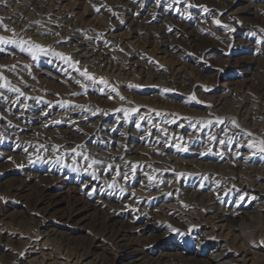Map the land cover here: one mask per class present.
Wrapping results in <instances>:
<instances>
[{
    "label": "rangeland",
    "instance_id": "374dc122",
    "mask_svg": "<svg viewBox=\"0 0 264 264\" xmlns=\"http://www.w3.org/2000/svg\"><path fill=\"white\" fill-rule=\"evenodd\" d=\"M19 1L17 2V10H13V3L10 0H7L6 4L0 3V18H2L3 24L9 22V19L7 20L2 12L11 13V17H15L16 23L20 21L21 24V27L16 30L12 28L15 24L11 21L13 26L8 24L7 31L0 27V35L11 38H31L34 42L37 39V43L71 55L75 59V54L80 53L72 51L70 47L82 40L88 42L89 48L92 47L95 40L89 33L92 28L99 25L107 30L109 29L108 34L115 35V37L107 38L112 43L117 39L116 35L122 34L120 35L121 44H125V47L145 64H153L151 68L154 70H158L160 67H174L178 69L177 73L184 77L183 79L176 78L174 80L176 85L173 87L172 83L168 81L169 86L164 85L163 78L158 76L153 79L152 83L153 85L157 84L156 88L151 92H143L144 89L149 88V86H141L145 81L142 77L147 73V70L144 67H135V73L140 72L142 75L140 84H136L130 81L128 69L119 68L118 85H112L110 78L106 80L109 81L111 86L116 87L119 94L125 98L121 101L110 89L101 92L100 87L102 86L89 87L85 91L75 83L76 80L81 79L78 73L69 70L70 78L62 71L66 65L55 57H41L34 62L27 53L21 52L16 46L8 45L0 46V75L10 82L8 88L0 89V93H3L7 99L13 95L17 97V94L10 91L9 88L20 87L24 93L23 97L40 99L43 101L40 104H45L47 107L57 108L60 101L67 100L73 105L89 106L93 110L99 109L101 112L107 113L109 118L105 127L106 131L111 132L112 136L116 138V134L119 132L115 131L114 128H117L118 125L121 127L127 126L125 139L127 141L132 140L131 142L136 145V140L146 138L143 129L133 128L136 127L135 123L137 120L139 121L140 116L151 114L149 122L148 120L139 122L141 125L147 122L152 128L158 122L156 116L169 121L171 116L174 117V114L182 113L181 115L188 118L185 128H189V131L193 132L194 127L192 124L200 123L202 120L196 117L197 114L190 111L195 109L196 104L202 106L204 96L211 93L237 91L253 97L264 92V0H181L180 3H173V0H161L160 4H157L156 0H120L128 8L131 7L133 12L145 14V16L152 19L151 24L147 25L141 17H138L135 19V27L132 26L134 22H127V19L116 21L111 19L109 9L114 6L117 0H108L110 8L106 9L107 11H97V6L94 3L85 0ZM41 2L51 3L52 6H60L63 12L70 16V25L61 28L52 27L53 29L48 31V27L45 25L48 20L46 18L54 19V17H46L45 14L38 13L37 5ZM187 4H192L194 7L188 8ZM169 5H172V7H169ZM205 7L208 12L204 11ZM150 8L159 11L158 13L161 16L155 17L152 15ZM17 17L20 19L18 20ZM215 20H219L220 24L214 23ZM173 23L174 25L176 23V25L187 27V32L192 36L190 42H187L180 31L173 27ZM171 24L172 26H170ZM22 26L23 31L20 32ZM132 27L140 30L139 33L130 31ZM158 29L166 31L179 44L173 42L170 47L159 50L156 41L160 37L157 38L155 35ZM41 33L52 34L41 35ZM55 33H59V35H55ZM152 36L156 37V41L150 45L148 42L154 40ZM57 38L66 39L64 41L67 42L57 43L55 42ZM115 51V49H112L111 53ZM85 60L84 58L78 60L81 68L88 67L90 69ZM94 76L97 79L102 78ZM2 82L0 81V83ZM129 85L138 87H128ZM165 89L170 91L165 92ZM73 93L78 95H73ZM192 96H195L196 100H192ZM19 98L21 100L18 103L22 104V97ZM3 102L4 99H0L1 132L5 130V125L11 128V125H9L10 120L5 116L9 112L7 113L4 109ZM58 108V110H61L60 106ZM118 108H137L138 113L133 114L128 122H124L122 114L115 111ZM10 109L13 110L12 114L10 113L13 115L12 119L18 118L24 127L28 125V129L33 128L32 123L34 122L32 121H34V117L30 115V107H22L21 110L15 112L14 108L10 107ZM39 109L40 107L32 108L35 112H39ZM55 112L53 110L52 120L50 121L54 129L62 130L66 128L71 132L69 140L64 144L63 152H70L71 148L84 145L83 139L86 133L85 124L89 118L88 115L87 118L86 116L80 117L81 122L76 121L78 120L76 119L73 124H69L67 120L60 121L64 117H55ZM157 112L160 115H157ZM118 117L121 118L120 123L116 121ZM54 121H60V123H54ZM156 127L160 129L161 124H156ZM213 128H216V126H213ZM123 136L124 134H120V137L123 138ZM162 137L167 138L168 134H164ZM13 138V135L3 134V142L0 143V206H2L4 217H6L0 222V231H2L0 235L9 236L6 240L0 239V264H15L14 257L19 253L21 254L23 240L37 238L40 244L44 242L48 233L51 234L50 231L53 229L60 232L62 238L69 239L73 245L89 244L95 238L93 245L88 247L86 256L81 260L83 264H91L93 259L111 257L115 258V264H147L146 261L150 260L151 262L155 261V264L161 262L167 264L170 261L173 264H216L207 252H204V249L202 253L200 252L201 248L195 241L182 237L178 231V226L160 219L151 209L142 212L140 210L141 206H138L137 209L132 211L128 204L123 203L125 198L121 192L117 191V184L110 182L107 183L108 186L107 184L102 187L98 185L94 189L91 186H83L81 177L83 172L80 173L79 171L86 167L87 162L85 160H82V168L78 159L76 164H70V167L78 168V171H68L64 167L62 168L63 165L61 164L63 162L69 164V161L52 162L57 154L53 158L49 156L50 159L43 157V159L37 160V157L33 156L21 158L18 150L23 143L15 141ZM27 140L25 139V141ZM103 140L101 141L99 138L96 140L94 144L97 146L96 148L105 146L108 138L104 137ZM89 143L93 145L94 142ZM90 144L87 146L89 147ZM52 147L55 148L56 146ZM13 148H15V151H12ZM172 148V144H169L166 149L174 153H178L180 150L173 151ZM84 149L83 151H85ZM167 152L165 151V154ZM207 152L204 151V154ZM67 157H69V160L71 159V155ZM90 171L86 172L89 176H91ZM138 171H135V173L137 172L136 177L133 174L134 181L139 180L137 179L140 177ZM59 175L63 179H69L68 187L74 189V194L78 198L94 205V209L98 211H105L108 208L109 204L104 201L107 200L105 196L116 198V200L108 202L116 207L113 209L117 215L123 217L127 226L138 228L137 232L131 233L133 235L124 243L119 244L120 247H117L105 238H100L98 234L91 230L89 223L74 226L60 222L55 211L59 209L67 211L70 205L65 195L67 186H61L55 180ZM46 180H55L54 184L49 185L47 189H52L51 196H54L59 202L50 207L51 212L45 214L48 207L47 203L41 201L39 206L33 204L34 199H36V190L44 187ZM146 181L144 180L143 184ZM181 183L182 180L179 179L178 185ZM110 184H114L115 187H109ZM17 188L19 196H10V191L12 189L17 190ZM110 211L112 212V210ZM8 222L11 223L10 227H6V224H4ZM173 229H176V231H173ZM18 239L20 241H17ZM50 239L52 238L49 237V240L45 243L53 244L56 242V240L52 242ZM136 241L146 244L142 248L144 259L134 252ZM123 245H126V247ZM144 260L145 263H142Z\"/></svg>",
    "mask_w": 264,
    "mask_h": 264
},
{
    "label": "bare ground",
    "instance_id": "6f19581e",
    "mask_svg": "<svg viewBox=\"0 0 264 264\" xmlns=\"http://www.w3.org/2000/svg\"><path fill=\"white\" fill-rule=\"evenodd\" d=\"M85 1L94 3L97 6L96 8L102 11L110 8L108 0ZM10 2L13 3V10H17L18 0H10ZM122 3L117 0L114 6L110 8L109 13L113 21L127 19V22H134L132 26L135 27V19L141 17L147 25L151 24L152 19L150 17L136 11L133 12L131 7L128 8ZM37 9L38 13L45 14L46 17H54V19L45 17L46 20L48 19L45 22L48 31L53 29L52 27L61 28L70 25V16L64 13L60 6H52L51 3L41 2L37 5ZM150 11L155 17L161 16L156 9L150 8ZM2 14H4V17L6 16L7 20L9 19V22L12 21L15 24L13 26L12 22H7L4 23L6 26L8 24L12 25V28L16 30L21 27L20 21L16 23V19L11 17V13L2 12ZM17 19L20 18L17 17ZM133 27L130 31L138 34L140 30ZM173 27L180 31L187 42L191 41L192 36L187 32L186 26L176 25L175 23ZM108 30L99 25L92 28L89 34L95 41L93 40V46L90 48L86 40L78 41L75 45L71 44L72 51L80 53L75 54L74 60L86 59L85 61H87L90 68L87 67L89 73L105 80L110 78L111 84L116 86L119 84L117 81L119 79V68H126L128 69L130 81L140 84L142 79L145 80L141 86H149V88L144 89L143 92H151L156 88L157 84L153 85L152 83L153 79L158 76L163 78L164 85L169 86V83H172L173 87L176 85L174 84L176 78L183 79L184 76L177 73V68L158 67V70H154L151 68L153 64H145L139 60L125 47V44H121L120 35L122 34L116 35L115 42L108 41V37H115V35L108 34ZM19 31H23V26ZM155 35L157 38L160 37L159 40L156 41V37L152 36L154 40L148 43L152 45L156 41L159 50L170 47L173 42L179 44L166 31L158 29ZM27 36L30 37L28 34ZM60 40L62 39L57 38L55 42ZM37 41L35 39V42ZM112 49L116 51L111 53ZM136 66L144 67L147 70L144 77L140 72L135 73ZM202 99V106L196 104L195 109L190 112L197 114L196 117L205 122L222 118L224 120L223 124H214L213 126H216V128H213V126L201 127L200 123H193L194 130L192 132L189 131V128H185L188 118L181 115L182 113L174 114V117L171 116L169 121L174 122L170 124L164 122L165 118L162 119L156 116L158 122L152 128L147 122L141 125L140 128L143 129L146 138H139V140H136V145H134L131 142L132 140L127 141L125 139L127 126L121 127L118 125L117 128H114L115 131L119 132L116 134V138L112 136L111 132L105 130L109 120L108 115H100L99 113L92 115L90 112L82 111L79 108L74 110L61 108V110H58L59 106L55 108L52 106L47 107L45 104L41 105L36 103L37 98L34 99L33 97H22V104L13 103V101H17V97L13 95L4 100V109L7 113L12 114L13 110L10 107L14 108L15 112L21 110L22 107L25 108V104L28 105L31 108L32 114L30 113V115L34 117V121H32L34 122L32 123L33 128L28 129V125L24 127L18 118L15 117L14 120V118L12 119L13 115L7 114L5 116L9 118L11 128L5 125V130L0 131V133L13 135L15 141L23 143L20 149L17 148L21 158L37 157L39 145L45 146L44 149L39 151V156L42 158H49V156L53 158L57 154L53 152L54 148L52 146H61L59 153L64 156V144L69 140L71 132L66 128L62 130L54 129L50 123L53 110L56 111L54 113L55 117H64L60 121L67 120L69 124H73L76 119H78L76 121L81 122L82 120L79 118L85 116L87 118L88 115L89 118L85 124L86 133L83 139L84 150L95 159L103 161L105 165H118L121 173H129V175L125 180L117 175L115 168L112 170L103 168L97 170L96 175L98 178L93 179L88 173L80 170V173L83 172V175H81L83 186H91L94 189L98 185L102 187L110 182L117 184V191L121 192L125 198L123 203L128 204L132 211L137 209L138 206H141L140 210L142 212L151 209L160 219L178 226L181 236L195 241L201 248L200 252L202 253L204 249V252L206 251L216 264H264V153L248 146L250 141L258 144L260 140L264 139V92L250 97L237 91H225L208 94ZM20 100L21 98H19ZM37 107H40L39 112L32 110V108ZM85 108L92 109L89 106ZM151 116V114H148V117ZM232 121H235L239 127H233ZM137 122L139 121L137 120ZM1 124L0 121V128ZM156 124H161L160 129L156 127ZM161 129H166L167 138L162 137L165 133H162ZM222 129H227V135L222 132ZM122 133L124 134L123 138L120 137ZM248 133L252 135L249 136ZM210 136H216L217 141L210 140ZM104 137L108 138L105 146L96 148L97 146L94 145L96 140L99 138V140L104 141ZM25 139L28 140L25 141ZM220 139L227 142L221 145L218 143ZM166 140L167 143H165ZM89 142L94 143L91 145ZM176 143H180L181 146L186 145L188 151L179 150L178 153H174L166 149L169 144H172V150L175 151L178 149L175 147ZM12 151H15V148ZM165 151H168L167 154H165ZM204 151L209 153L204 154ZM77 159L82 168L83 159L81 157H77ZM63 160L69 161V164L63 162L61 167L73 171V168L70 167V164L73 163L72 158L69 160V157L64 156ZM132 164L138 165L136 168V170H139L138 174L140 175L137 178L138 181L133 179V174L136 177L137 172H131ZM177 173H184V175L178 176ZM149 176L154 179L150 181ZM61 177L59 175L55 180L61 186H67L65 195L70 206L67 211L60 209L55 211L60 222L74 226L89 223L93 232L117 247H120L119 244L127 241L133 235L131 233H135L138 229L127 226L123 217L117 215L113 209L116 207L108 202L116 200V198L105 196L107 200L104 201L109 204L108 208L105 211H98L94 209V205L78 198L74 194V189L68 187L69 179ZM179 179L182 180L181 187L178 185ZM144 180H147L145 184H143ZM54 181L46 180L44 187L38 188L35 193L36 199H34L33 205L39 206L41 201L47 203L48 207L45 214L51 212L50 207L59 202L54 196H51L52 189H47L49 185L54 184ZM9 195L12 197L19 196L18 188L17 190L12 189ZM240 203L242 204L239 205ZM3 218L6 217H4L2 206H0V222L3 221ZM4 224H6V227L11 226L9 222ZM50 232L51 234L48 233L44 242L40 244L37 238L23 240L21 254L19 253L14 257L15 264H83L81 260L86 256L88 247L93 245L95 238L89 244L73 245L69 239L62 238L61 233L57 230L53 229ZM8 237V235H0L2 240H6ZM49 237L52 238L50 241L56 240V242L53 244L45 243L49 240ZM17 241H20V239ZM145 245L141 241H136L134 247V252L138 253L142 259H144L142 248ZM123 246L126 247V245ZM143 262L145 263V260ZM146 262L147 264H155V261L151 262V260ZM170 262L167 264H173ZM91 264H115V258L93 259ZM160 264H166V262Z\"/></svg>",
    "mask_w": 264,
    "mask_h": 264
},
{
    "label": "snow or ice",
    "instance_id": "6c2138e0",
    "mask_svg": "<svg viewBox=\"0 0 264 264\" xmlns=\"http://www.w3.org/2000/svg\"><path fill=\"white\" fill-rule=\"evenodd\" d=\"M181 0H173V3H180ZM0 3H7V0H0ZM157 4L161 3V0H156ZM169 7H172V5H169ZM188 8L194 7V5L192 4H187ZM111 10V9H109ZM97 11H99V9H97ZM205 12H208V9L205 7L204 8ZM214 23L216 24H220L219 20H215ZM0 27H3L6 31H7V26L3 24V20L2 18H0ZM171 30V29H170ZM52 33H41V35H51ZM55 35H59V33H55ZM253 35H255V33H253ZM67 41L61 40L58 41L57 43H66ZM8 45H13L16 46L21 52H25L28 55H30L31 59L35 62L38 61L41 57H55L58 60H60L64 65H66L65 68L62 69V71H64L66 73V75L70 76V72L74 71L76 73H78L79 77L81 79H78L75 81V83H77L82 89H84L85 91H87V89L89 87L92 88H96L98 86H102L100 87V91L104 92L105 89H110V91L112 93H115L116 96L123 101L125 98L119 94L118 90L116 87L111 86L109 81L100 78L97 79L93 74L89 73L88 69L86 67L81 68L80 66V62L76 61L72 58L71 55L65 54L61 51H57L51 47L48 46H44L41 45L40 43L34 42L31 38L28 39H24V38H11L8 36H2L0 35V46H8ZM51 62V61H49ZM27 67V66H25ZM0 81H3L2 83H0V89H4V88H8L9 83L5 77H3L2 75H0ZM128 87H138V86H134V85H129ZM10 91L14 92L17 94V101H13V103H17L19 102V97H23L24 93L21 91V89L19 87H11L9 88ZM165 92L170 91L169 89H165ZM73 95H78L77 93H73ZM111 98V97H110ZM0 99H4L6 100L7 97L3 94L0 93ZM192 100H196L195 96L191 97ZM43 101L40 99L36 100V103H42ZM59 106L61 108H67L68 110H74L76 108L81 109L82 111H87L90 112V114L92 115H96L97 113H99L100 115H107V113L105 112H101L99 109H89V108H85V106L83 105H73L70 103V101L67 100H62L59 102ZM25 108L28 107V105H24ZM117 113H121L122 114V120L124 122H128L131 118V116L133 114L138 113V109L137 108H118L115 110ZM157 115H160L159 112L156 113ZM45 115H47V113H45ZM120 117H118L117 123H120ZM150 117L148 116H140L139 117V121H144V120H149L150 121ZM165 123H172L174 121H164ZM54 123H60V121H54ZM224 120L222 118H216L215 121L213 120H208V121H201L200 125L201 127H205V126H213L214 124H223ZM47 126V125H45ZM135 126L137 128L141 127V123L140 122H136ZM232 126L238 128L239 125L235 122L232 121ZM79 130V129H78ZM162 133L166 134V129H161L160 130ZM222 132H224L225 135H227V129H222ZM123 135V133H122ZM249 136H251V133H248ZM175 139V138H174ZM210 140L212 141H217V137L216 136H210L209 137ZM3 142V133H0V143ZM227 141L220 139L218 140V143L221 145H224ZM165 143H167V140L165 141ZM250 148L256 149L258 150L260 153H264V139L260 140V142L257 144L253 141L249 142L248 145ZM60 147L61 146H57L53 149V152L57 153L56 158L54 161V163H61L64 156H69L71 155V158L73 160V163L76 164L77 157H81L83 160L87 161V165L86 167L83 169L85 172H89L90 171V175L92 176L93 179H97V170L99 169H103L106 168L108 170H112L113 168L116 169V173L118 176H121L123 179L127 180L129 173H121L119 166L118 165H113V164H107L105 165L103 161L101 160H97L94 157H92L89 153H87L86 151H83L82 149L85 148L84 145H78L76 147H73L70 149V152H65L64 156H61L59 154L60 151ZM175 147H177L178 149H180L181 151H188L187 146H181L180 143H176ZM45 146L44 145H39V147L37 148V160L43 159L42 157L39 156V151L41 149H44ZM27 151V150H25ZM209 151H211V149H209ZM203 155V153H202ZM30 162H34V161H30ZM67 166V165H65ZM138 165L136 164H132L131 165V171L134 173L136 171ZM78 168H73V171H78ZM178 176H183L184 173H177ZM148 179L151 181L154 178L152 176H149ZM109 187H115L114 184H110ZM171 195V194H169ZM173 231H176V229H173Z\"/></svg>",
    "mask_w": 264,
    "mask_h": 264
}]
</instances>
